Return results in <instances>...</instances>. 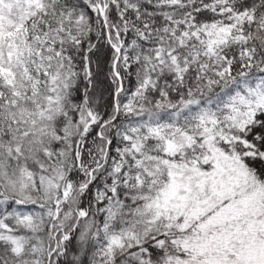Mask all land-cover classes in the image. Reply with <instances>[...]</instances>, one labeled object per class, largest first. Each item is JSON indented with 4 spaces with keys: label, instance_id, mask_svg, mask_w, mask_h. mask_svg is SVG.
Returning a JSON list of instances; mask_svg holds the SVG:
<instances>
[{
    "label": "snow or ice",
    "instance_id": "snow-or-ice-1",
    "mask_svg": "<svg viewBox=\"0 0 264 264\" xmlns=\"http://www.w3.org/2000/svg\"><path fill=\"white\" fill-rule=\"evenodd\" d=\"M0 264H264V0H0Z\"/></svg>",
    "mask_w": 264,
    "mask_h": 264
}]
</instances>
